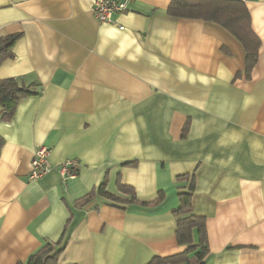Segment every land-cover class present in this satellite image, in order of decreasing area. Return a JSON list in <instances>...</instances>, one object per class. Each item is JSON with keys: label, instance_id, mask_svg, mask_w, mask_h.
<instances>
[{"label": "crops", "instance_id": "1", "mask_svg": "<svg viewBox=\"0 0 264 264\" xmlns=\"http://www.w3.org/2000/svg\"><path fill=\"white\" fill-rule=\"evenodd\" d=\"M242 1L261 39L250 77L231 32L170 16L172 0H132L116 24L98 21L91 0H0V37L22 35L0 80L39 92L0 120V264L26 262L61 239L58 264L183 253L173 213L192 184V213L206 218L204 264H264V0ZM41 146L52 170L30 181ZM68 159L79 172L65 184L59 164ZM105 178L122 199L131 195L119 179L140 201L164 198L84 201Z\"/></svg>", "mask_w": 264, "mask_h": 264}, {"label": "trees", "instance_id": "2", "mask_svg": "<svg viewBox=\"0 0 264 264\" xmlns=\"http://www.w3.org/2000/svg\"><path fill=\"white\" fill-rule=\"evenodd\" d=\"M167 13L176 18L214 22L231 32L245 48V72L247 77H250L259 58L261 39L252 29L250 12L242 0H172ZM21 36V34H11L0 37V66L6 60L14 58V48ZM38 94L34 85L27 86L17 78L10 77L0 80V120L11 121L19 103L27 97ZM188 130L189 122L185 125L183 134L186 135ZM4 144L5 140L0 134V154ZM136 165V161L123 163V166L129 167ZM107 182L108 180L105 178L99 187L87 194L83 200L88 202L100 195L113 202L152 206L159 204L164 198V193L160 191L155 200L140 201L137 199L134 187L121 183L119 179L117 185L119 192L131 195L130 200H125L111 194L107 190ZM193 191L194 184L191 185L190 193L180 194L181 205L173 213L177 225V241L180 245H186L187 249L183 253L171 256H155L147 264H204L209 253L206 218L192 213ZM62 241V239L56 243L45 241L28 261L18 264H58L63 252Z\"/></svg>", "mask_w": 264, "mask_h": 264}, {"label": "built area", "instance_id": "3", "mask_svg": "<svg viewBox=\"0 0 264 264\" xmlns=\"http://www.w3.org/2000/svg\"><path fill=\"white\" fill-rule=\"evenodd\" d=\"M131 2L132 0H91V10L101 23L116 24V15L126 13ZM119 27L124 29L122 25ZM50 155L51 149L47 146H41L35 151L30 166V181L40 180L52 170ZM78 172L77 159H68L59 164V173L65 184L75 179Z\"/></svg>", "mask_w": 264, "mask_h": 264}]
</instances>
